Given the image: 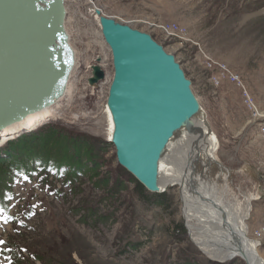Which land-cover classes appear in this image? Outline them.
<instances>
[{
  "label": "rangeland",
  "instance_id": "1",
  "mask_svg": "<svg viewBox=\"0 0 264 264\" xmlns=\"http://www.w3.org/2000/svg\"><path fill=\"white\" fill-rule=\"evenodd\" d=\"M93 2L106 16L151 34L181 63L216 140L214 158L226 168H208L204 185L242 213L251 209L247 235L258 241L264 258V238L254 235L264 226V144L259 132L264 121V0ZM79 3L83 14L68 8L66 18L77 59L71 89L55 106L52 121L37 131L50 125L70 143L99 146L101 164L95 172L79 175L74 185L43 171L11 179V193L0 196V264H246L240 258L215 261L196 245L184 215L182 179L167 186L164 199L146 189L142 196L134 177L118 164L106 109L112 56L99 23L86 19L92 5ZM170 22L187 29L185 41L159 28ZM207 58L227 64L241 77L259 118L249 112L238 86L211 80L217 72L207 67ZM94 65L105 72L97 87L88 82ZM192 168L196 175L204 171L201 164Z\"/></svg>",
  "mask_w": 264,
  "mask_h": 264
},
{
  "label": "water",
  "instance_id": "2",
  "mask_svg": "<svg viewBox=\"0 0 264 264\" xmlns=\"http://www.w3.org/2000/svg\"><path fill=\"white\" fill-rule=\"evenodd\" d=\"M95 14L113 64L107 107L114 130L109 142L124 170L149 193L163 194L161 160L184 130L196 131L194 119L206 116L205 111L174 54L151 34L98 8ZM66 16L65 0H0L2 138L27 133L15 127L65 96L76 66ZM104 79L102 67L92 66L90 86Z\"/></svg>",
  "mask_w": 264,
  "mask_h": 264
},
{
  "label": "bare ground",
  "instance_id": "3",
  "mask_svg": "<svg viewBox=\"0 0 264 264\" xmlns=\"http://www.w3.org/2000/svg\"><path fill=\"white\" fill-rule=\"evenodd\" d=\"M86 1L87 5H92V9L85 15L86 19H93L99 23L100 17L95 14V8L98 7L93 0ZM65 7L66 12L68 8H74L79 14H83V6L79 3V0H65ZM64 25L67 31L66 19ZM76 66L72 73L77 68ZM72 73L70 80L73 75ZM70 80L63 98L70 92ZM55 106L29 117L23 124L15 128L19 132L37 130L44 124L52 121L51 119L55 117ZM106 109L110 122L109 140H111L114 124L107 106ZM36 122H39V124L29 131V129H32L33 123ZM194 122L196 131L190 132L184 130L180 137L171 142L167 153L161 160V191L164 192L168 188L167 186L179 185L182 179L183 183L179 187L182 190V197L184 198V215L191 237L195 240L194 242H196L200 250L204 251L213 260L227 262L230 259L240 258L246 264H264V258L260 256L258 251V241L250 239L246 231L245 221L250 216L251 209L247 208L242 213L236 205L228 204L226 201L221 200L213 188H207L204 185L203 179L206 178L208 168H211L213 165H216L221 170H226V168L214 158L217 143L212 135L206 116L201 114L194 119ZM12 139L9 136L2 138L0 135V147L3 144L5 146ZM177 142L180 143L179 146L174 145ZM205 159H207L206 162ZM196 164L204 166V171L200 175L193 173L196 170ZM192 166L195 168L194 171Z\"/></svg>",
  "mask_w": 264,
  "mask_h": 264
},
{
  "label": "trees",
  "instance_id": "4",
  "mask_svg": "<svg viewBox=\"0 0 264 264\" xmlns=\"http://www.w3.org/2000/svg\"><path fill=\"white\" fill-rule=\"evenodd\" d=\"M99 149L77 140L70 143L50 125L22 134L0 148V196L11 193L9 184L14 177H28L39 171L63 176V183L74 185L79 175L99 168ZM133 180L143 196L145 188ZM158 197L164 199L166 195Z\"/></svg>",
  "mask_w": 264,
  "mask_h": 264
},
{
  "label": "built area",
  "instance_id": "5",
  "mask_svg": "<svg viewBox=\"0 0 264 264\" xmlns=\"http://www.w3.org/2000/svg\"><path fill=\"white\" fill-rule=\"evenodd\" d=\"M159 26V28L168 36L180 39L182 41L186 40L187 29L185 27L180 26L178 23L170 22ZM206 65L208 68L214 69L217 72L211 77V80L216 85H222L223 83L227 82L238 86L243 93L244 102L249 112L252 113V115L256 118L260 117V111L255 103L254 98L247 89L246 84H244V81L236 72L232 71L227 64L217 62L212 58H207ZM259 132L261 134L262 142L264 144V121L259 124ZM254 235L258 240H262L264 238V226L256 230Z\"/></svg>",
  "mask_w": 264,
  "mask_h": 264
},
{
  "label": "snow or ice",
  "instance_id": "6",
  "mask_svg": "<svg viewBox=\"0 0 264 264\" xmlns=\"http://www.w3.org/2000/svg\"><path fill=\"white\" fill-rule=\"evenodd\" d=\"M0 243H2V242H0Z\"/></svg>",
  "mask_w": 264,
  "mask_h": 264
},
{
  "label": "crops",
  "instance_id": "7",
  "mask_svg": "<svg viewBox=\"0 0 264 264\" xmlns=\"http://www.w3.org/2000/svg\"><path fill=\"white\" fill-rule=\"evenodd\" d=\"M264 257V256H263Z\"/></svg>",
  "mask_w": 264,
  "mask_h": 264
}]
</instances>
